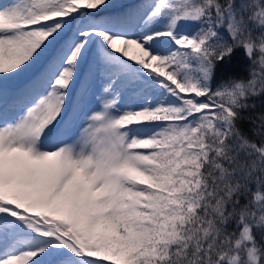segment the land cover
<instances>
[{
    "label": "snow or ice",
    "instance_id": "obj_1",
    "mask_svg": "<svg viewBox=\"0 0 264 264\" xmlns=\"http://www.w3.org/2000/svg\"><path fill=\"white\" fill-rule=\"evenodd\" d=\"M260 97L264 0L0 3V264H264Z\"/></svg>",
    "mask_w": 264,
    "mask_h": 264
},
{
    "label": "trees",
    "instance_id": "obj_2",
    "mask_svg": "<svg viewBox=\"0 0 264 264\" xmlns=\"http://www.w3.org/2000/svg\"><path fill=\"white\" fill-rule=\"evenodd\" d=\"M249 63L250 61L244 56L243 50H240L236 54L235 60L230 65L224 66L217 72V82H219L222 77H247ZM255 102L258 105L256 109L257 112L264 110V97L258 98ZM242 127H244L245 129H249L251 125L248 123H244Z\"/></svg>",
    "mask_w": 264,
    "mask_h": 264
},
{
    "label": "rangeland",
    "instance_id": "obj_3",
    "mask_svg": "<svg viewBox=\"0 0 264 264\" xmlns=\"http://www.w3.org/2000/svg\"><path fill=\"white\" fill-rule=\"evenodd\" d=\"M8 0H0V3H7Z\"/></svg>",
    "mask_w": 264,
    "mask_h": 264
}]
</instances>
